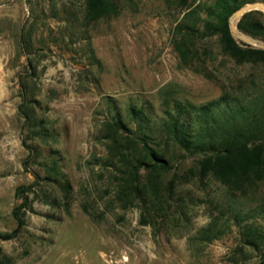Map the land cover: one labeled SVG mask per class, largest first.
<instances>
[{"label":"rangeland","instance_id":"374dc122","mask_svg":"<svg viewBox=\"0 0 264 264\" xmlns=\"http://www.w3.org/2000/svg\"><path fill=\"white\" fill-rule=\"evenodd\" d=\"M86 1L0 0V234L20 227L0 240V264L264 263V242L246 243L231 217L254 192L196 178L170 192L195 157L162 134L166 110L218 97L227 71L184 59L178 25L201 24L215 0H120L96 21ZM198 43L216 52L215 39ZM117 120L132 131L116 134ZM145 136L172 160L157 171L159 199L150 187L136 195L122 159ZM149 176L143 167L136 182Z\"/></svg>","mask_w":264,"mask_h":264},{"label":"trees","instance_id":"16d2710c","mask_svg":"<svg viewBox=\"0 0 264 264\" xmlns=\"http://www.w3.org/2000/svg\"><path fill=\"white\" fill-rule=\"evenodd\" d=\"M252 1L257 0H215L207 8L201 24L195 21L178 25V32L183 33L178 43L184 59L189 57L194 63L203 60L204 56L211 57L214 65L215 61H219L227 71L225 80L220 81L222 93L218 97L201 103L175 100L173 107L166 110L168 118L163 123L162 134L165 133L186 154L195 157L194 166L181 176L176 173L170 181V192L181 179L194 178L202 184L208 179L217 180L237 198L246 199L254 192V206L241 210L234 207L231 217L243 227L245 242L258 248L264 242V225L260 224V220L264 219V196L259 195L264 186V49L239 42L230 29L231 15ZM120 9V0L86 1V16L92 21L116 16ZM238 27L264 40V12L254 9L245 13ZM213 39L217 42L216 52L207 48L208 45L201 48L198 43ZM205 71L208 77L215 78L211 71ZM135 112L139 115L142 110ZM114 125L116 134L120 129L132 131L121 120ZM145 137L139 139V156L129 158L122 152V159L136 195H145L146 187H150L159 199L157 171H169L173 167L172 160L167 156L166 148L152 146L148 136ZM114 143L119 145L118 141ZM143 167L150 175V184L145 186L136 182ZM23 190V186L19 187L18 193H23ZM252 218L254 221L250 220ZM19 224H24L22 218H19ZM19 228L0 234V240L14 237ZM214 230L206 228L205 237H218Z\"/></svg>","mask_w":264,"mask_h":264},{"label":"water","instance_id":"95a60500","mask_svg":"<svg viewBox=\"0 0 264 264\" xmlns=\"http://www.w3.org/2000/svg\"><path fill=\"white\" fill-rule=\"evenodd\" d=\"M254 9H260L264 12V1L262 0H257V1H252L248 2L239 9H237L230 17V29L232 32V35L239 41L243 42L246 45L264 49V40L255 37L251 34H248L242 30L239 29L238 27V22L242 18V16Z\"/></svg>","mask_w":264,"mask_h":264}]
</instances>
